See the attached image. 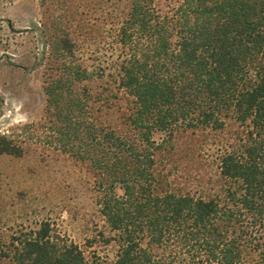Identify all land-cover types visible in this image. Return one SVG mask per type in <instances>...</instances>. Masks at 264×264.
Segmentation results:
<instances>
[{
	"label": "trees",
	"instance_id": "trees-1",
	"mask_svg": "<svg viewBox=\"0 0 264 264\" xmlns=\"http://www.w3.org/2000/svg\"><path fill=\"white\" fill-rule=\"evenodd\" d=\"M38 1L46 130L94 175L108 232L86 249L117 251L43 223L7 259L264 264V0ZM22 153L0 134V155Z\"/></svg>",
	"mask_w": 264,
	"mask_h": 264
},
{
	"label": "rangeland",
	"instance_id": "rangeland-1",
	"mask_svg": "<svg viewBox=\"0 0 264 264\" xmlns=\"http://www.w3.org/2000/svg\"><path fill=\"white\" fill-rule=\"evenodd\" d=\"M39 5L38 0H14L0 7V18L13 25V31L6 23L0 28V134L13 138L23 150L21 156L0 155V264H13L7 257L14 239L29 236L43 223L87 256L97 251L113 259L114 245L86 249L88 239L108 232L93 173L46 130L54 120L44 92L52 63L49 53L43 55L39 31L33 27L41 21ZM179 144L181 151L191 148L186 140ZM209 163L201 166L202 177L212 171Z\"/></svg>",
	"mask_w": 264,
	"mask_h": 264
}]
</instances>
